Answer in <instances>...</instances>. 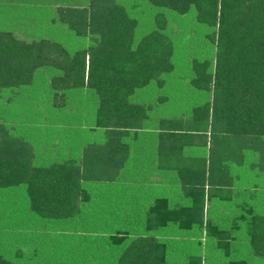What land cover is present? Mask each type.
Here are the masks:
<instances>
[{
  "label": "trees",
  "instance_id": "trees-1",
  "mask_svg": "<svg viewBox=\"0 0 264 264\" xmlns=\"http://www.w3.org/2000/svg\"><path fill=\"white\" fill-rule=\"evenodd\" d=\"M38 2L13 4L45 8L50 13L46 34L28 35V40L18 37L25 31L20 24L17 29L12 22L0 26V95L29 85L41 68H54L61 72L58 84L93 94L104 127L101 139L85 144L78 159L38 165L33 144L10 133L0 120V191L14 197L19 189L23 195V204L12 205L8 216L0 199V235L7 233L3 240L0 236V264H33L31 258H37L41 245L57 232L48 224L77 219L84 222L72 223L65 231L70 245L65 255L74 258V264H202L195 255L166 261L164 244L153 233L131 236L121 247L116 242L108 247L93 244L100 237L83 186L115 182L128 162L130 133L149 124H156L149 137H158L155 167L173 173L181 193L192 202L190 207L152 208L148 215L155 224L166 219L183 226L201 221L204 195L226 186L230 164L242 166L252 157L247 166L264 173V0ZM190 11L199 27L211 29L205 36L214 48L213 68L206 58L190 60L186 85L194 98H205L174 116L176 111L165 114L172 110L166 109L171 90H166L164 76L175 67V40L166 30V15ZM143 12L149 21L139 20ZM141 24L145 28L138 32ZM63 30L66 46L59 40ZM85 36L92 42H84ZM185 147L206 148V154H185ZM245 230L252 255L264 259V214H253ZM12 248L16 257L2 253ZM107 253L112 256L105 260Z\"/></svg>",
  "mask_w": 264,
  "mask_h": 264
},
{
  "label": "rangeland",
  "instance_id": "rangeland-1",
  "mask_svg": "<svg viewBox=\"0 0 264 264\" xmlns=\"http://www.w3.org/2000/svg\"><path fill=\"white\" fill-rule=\"evenodd\" d=\"M33 9L34 7L29 9L17 6L11 8L6 4L2 10L4 17H0V26L10 25L12 22L13 28L17 29L16 24H20L25 31L17 35L28 40L46 34L50 30L47 23L50 13L45 8ZM144 13L138 16L141 22L150 19ZM193 15V11L181 16L174 13L166 15V30L175 40V67L171 74L164 76L166 90H171L166 109L172 110L165 114H172L174 111V116L187 113V107L196 100L205 98H194L195 93L186 85L191 75L189 62L192 58H206L212 63L210 69L213 68L214 48L205 36L206 31L211 29L199 27ZM143 28L145 27L141 24L138 32ZM63 31L59 40L66 46L68 43L64 42V36L67 33ZM81 39L88 44L92 42L88 36ZM60 73V70L43 67L33 75L29 85L4 90L0 95V120L10 133L33 144L34 164L41 165L66 158L76 160L85 144L101 139L104 124L97 116L93 94L88 89L68 88L58 84L56 78ZM150 90L156 91L153 87ZM207 98H210L209 93ZM153 129H156V124H149L139 133H130L131 137L127 139L130 143L128 162L115 182L83 186V195L89 197L86 204L90 205L95 215L91 220L92 225L98 231L96 235L100 237L93 244L108 247L116 242L121 247L131 236L153 233L164 244L166 261H184L187 256L195 255L201 258L202 264H264V259L252 255L245 230L247 221L253 214H264V173L247 166L252 157L242 166L230 164V178L225 183L226 186L210 197L204 195L201 221L193 220L183 226L179 220L166 219L163 224L158 225L155 224L157 220L150 218L148 213L152 208L158 210V205L168 209L176 205H192L191 199L181 193L174 174L161 172L155 167L153 162L157 155L158 137H149ZM183 152L205 155L206 148L198 150L185 147ZM13 194L14 197H11L6 190L0 191L5 209L3 214L5 212L6 216L10 215L12 205L19 208L20 203L23 204L21 191L17 189ZM156 200L161 202L156 204ZM82 221L83 219H77L49 223L48 228L57 232L51 237L49 235L47 239L52 240L44 244L46 246L41 245V255L37 254V258H31L30 262L74 264V258L69 259L65 255L70 246L66 242L69 236L65 231L70 228V224L83 223ZM149 221L156 225L154 229L148 226ZM4 234L0 235L2 240L7 238V233ZM113 237L116 240H112ZM219 241L222 242L221 245ZM7 251L8 249L2 251L6 257L9 255ZM99 256L103 258V255ZM111 256L112 254H105V260Z\"/></svg>",
  "mask_w": 264,
  "mask_h": 264
},
{
  "label": "crops",
  "instance_id": "crops-1",
  "mask_svg": "<svg viewBox=\"0 0 264 264\" xmlns=\"http://www.w3.org/2000/svg\"><path fill=\"white\" fill-rule=\"evenodd\" d=\"M38 1H44V0H0V17H4V15L2 13V10L4 9V6L6 5V3H8V5H10L11 8H12V6H14L13 3H17V2L31 3V2H38ZM10 250L12 252H9V255H11L12 257H16L17 256V253H16L17 249L16 248H12Z\"/></svg>",
  "mask_w": 264,
  "mask_h": 264
}]
</instances>
